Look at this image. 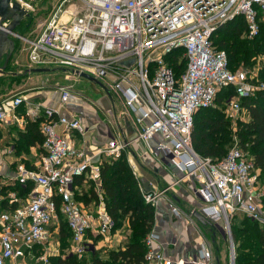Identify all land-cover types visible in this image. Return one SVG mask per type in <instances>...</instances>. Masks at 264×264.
Instances as JSON below:
<instances>
[{
    "label": "built area",
    "instance_id": "obj_1",
    "mask_svg": "<svg viewBox=\"0 0 264 264\" xmlns=\"http://www.w3.org/2000/svg\"><path fill=\"white\" fill-rule=\"evenodd\" d=\"M12 1L34 11L35 0ZM237 16L245 23L243 36L255 38L264 23V0H61L36 34L15 38L30 68L79 70L118 94L137 127L136 139L148 152L171 161L183 177L192 178L202 200L199 212L211 224L224 223L231 244L229 223L237 213L264 228V183L245 148L235 144L221 158L202 157L191 145V131L194 114L214 106L221 90H233L223 111L235 116L242 112V97L264 89V83L254 85L246 69L231 70L226 52L212 42L217 27ZM180 48L178 62L184 59L185 67L176 72L165 57ZM57 90V107L32 103L22 95L0 101V122L9 110L26 102V114L39 121L42 136V154L35 167L20 163L16 169L17 181L31 182L32 191L22 201L13 191L0 195V264H16L23 257L47 262L46 246L59 231V215L70 233L69 254L80 257L90 244L94 248L92 239L106 240L112 233L114 222L100 193L101 160H92L95 155L117 159L130 141L112 136L96 153L88 154L73 138L87 132L86 120L60 112L77 94L65 85ZM131 167L136 177L135 166ZM78 178L96 185L100 197L96 207L76 197ZM139 191L152 206L164 192L141 187ZM170 210L181 216L177 207ZM158 240L153 230L146 235L143 264H211L206 249L175 261ZM230 264H234L233 246Z\"/></svg>",
    "mask_w": 264,
    "mask_h": 264
},
{
    "label": "crops",
    "instance_id": "obj_2",
    "mask_svg": "<svg viewBox=\"0 0 264 264\" xmlns=\"http://www.w3.org/2000/svg\"><path fill=\"white\" fill-rule=\"evenodd\" d=\"M50 1L52 0H47V2ZM60 1L56 0L53 7ZM34 3L36 9L37 0ZM32 17L33 13L26 23L28 31ZM34 69L44 70L35 71ZM73 79L74 77H69L66 72L63 75L49 72L47 67L30 68L26 52L21 49V45L17 41L6 71L0 73V101L11 96L22 95L32 103L38 102L44 106L57 107L59 106L58 86H69L80 82ZM102 91L104 95L99 94L95 100L90 98L85 100L83 99L84 95H81V98L77 97L69 104L60 107L62 114H76L86 120L88 130L84 135L75 134L73 137L75 144L84 147L88 154H92L96 153V149L103 146L112 136L130 141L128 150L131 159L128 158L126 161L130 168L132 165L135 166L136 177H134L138 188L141 187L146 191L164 190L157 204L153 206L155 220L152 230L159 236L160 248L173 256L175 261L187 259L196 255L201 249H206L211 253V264H224L220 257L221 247L218 245L216 248V256L213 251L217 246L218 238H220L219 242L225 239V235L220 229V223L213 224L220 231V234L217 235L218 232L210 229L211 223L201 224L191 215L193 209L199 210L202 206V200L194 190L195 183L192 178L183 177L171 161L148 152L145 144L136 139L137 127L119 95L104 88ZM112 94L121 102L123 111H119L117 105L112 103L114 98ZM26 110L27 104L24 102L14 110H9L5 119L0 122V195L5 197L13 191L18 197V201H22L33 187L31 182H28L29 186H24L17 181L15 178L17 166L23 163L27 168H33L42 154V136L38 120L29 117ZM99 156L95 155L92 161L106 159L104 155ZM91 183L90 180L78 178L76 186L78 194L89 201L85 204L94 208L98 202L91 196V191L95 190L97 193L98 189L92 187L88 190ZM25 187H29L28 192H25ZM170 206L177 207L181 216L172 214ZM124 224V229L126 228L125 230L130 232L127 221ZM121 231L123 232V230ZM128 231L122 235L121 232L115 234L112 232L106 240L97 239L93 249L100 252L99 250L104 247L102 253L107 254L113 247L123 248L127 241ZM88 236L90 237V235ZM23 258L17 260L16 264H24L21 261ZM27 258L29 264L33 263L34 259ZM34 261L36 262V260ZM177 264L193 263L179 262Z\"/></svg>",
    "mask_w": 264,
    "mask_h": 264
},
{
    "label": "trees",
    "instance_id": "obj_3",
    "mask_svg": "<svg viewBox=\"0 0 264 264\" xmlns=\"http://www.w3.org/2000/svg\"><path fill=\"white\" fill-rule=\"evenodd\" d=\"M244 30L243 17L237 16L217 27L211 35L213 44L226 52L231 70L239 63L249 64L254 56L264 54V23L260 25L258 35L251 40L243 37ZM182 52L181 48L176 49L165 57L176 72H181L185 67L184 59L178 62ZM258 82L264 83V69L258 75ZM232 93L231 88L221 90L216 96L215 104H221L224 109L223 103ZM240 104L246 119L238 127L237 138L253 157L254 166L259 170V178L264 183V89L256 90L251 96L242 97ZM222 108H201L194 114L191 145L202 157L221 158L228 151L225 145L230 141V130ZM207 111L211 113H204ZM100 189L106 211L114 222L112 231L127 221L130 234L124 247L109 250L107 259H101L95 249H88L80 259L75 258V254H68L65 258H57L56 264H143L146 251L144 240L153 229L155 212L152 205L144 202L123 153L117 159L101 160ZM24 190L28 192L29 187ZM91 196L99 202L100 197L95 190L91 191ZM76 197L84 203L89 202L79 194ZM262 201L264 204V197ZM59 220L58 239H69L70 233L61 215ZM248 220H241L238 225L232 226L235 242L241 236L247 239L237 247L241 253L237 251L235 264H264V228L251 219ZM96 240L92 239L94 242ZM243 246L245 252H242ZM52 258L49 257V260Z\"/></svg>",
    "mask_w": 264,
    "mask_h": 264
},
{
    "label": "rangeland",
    "instance_id": "obj_4",
    "mask_svg": "<svg viewBox=\"0 0 264 264\" xmlns=\"http://www.w3.org/2000/svg\"><path fill=\"white\" fill-rule=\"evenodd\" d=\"M55 2H56V0H52L50 2H47V0H37V3H36L37 4V8L36 9H35V3H34V11L32 12L33 13V17H32V20L30 22V30L28 31V28H27L28 26L26 27L27 19H23L21 21V23L15 28V31L20 33V34H23V35L33 36L34 34H36V30H37L38 25L40 23H43L48 18V16H49V14H50V12L52 10V7L55 4ZM15 42L17 43L16 39H15ZM241 67L246 69L248 75H250L251 77H254V80H253L254 85L261 84L260 82H258V75L264 69V54H258L256 56H254L252 58V60H251V63H249V64H245L244 65L242 63H239L236 66V68L233 69V71H237ZM47 68L49 69V72H57V73H60L62 75L66 72L67 75H69V77H74V79L78 77L75 80H79L80 82L73 83V84L69 85V87L72 88V90L77 95H79V96H77L78 98H81L82 97L81 95H84L83 99H85V100H89L88 98H90L92 100H95V99L98 98L99 94L104 95L100 85H98V84H96V83H94V82H92V81H90V80H88V79H86L84 77L72 76L70 70L64 71L63 67H60V66H50V67H47ZM112 97H114L112 99V103H115L117 105V109L119 111L120 110L123 111L124 108H123L121 102L113 94H112ZM214 107L218 108L219 110H221V108H222L221 104H214ZM204 113L208 114V113H211V111H207V112H204ZM222 113L224 114V118L228 122L227 126H228V129L230 130V134L228 135L230 141L229 142L227 141V143L225 145L226 151L231 149L235 144H239L240 146H242L239 143V140L237 138V133H238L237 131H238V127L240 126V123H242L246 119V117L243 115L242 112H240L239 114H237L235 116H232V115H227L226 116V113L223 112V108H222ZM197 117H199V115ZM123 154H124L125 159H128V158L131 157L130 154H129V150L123 152ZM131 172H132V169H131ZM92 187H96L93 182L89 185L88 190L92 189ZM248 219L249 218L246 217L245 214H243V213H237L232 218H230L229 229H230V234H231V237H232V244L230 243L229 238H228V236L226 234L227 232L225 230V228H226L225 224L224 223H220L219 224L220 225V229L223 228L222 230L224 232L222 231V233H224V235H225L224 238L225 239H222L221 242H219L220 238H218V241H216V245L217 246L214 247L213 251H214V255L216 256V253H217L216 248L218 247V245H219V247H221L222 253H221L220 257L222 258L224 264H230V262L232 260V246H233V249H234V264H235L236 253H237V251L240 252V249H237V247L240 245V243H243L244 239L247 241L246 238L241 236V237H238L237 241L235 242L234 238H233V236L235 234V231L233 230L232 226L233 225H238L241 220H248ZM207 223H209V222H207ZM124 225L125 224L123 223L121 227L115 228L112 232L114 234L117 233V232H121V235H122V233L125 232V234H126L127 233L126 231H128V230H125L126 228L124 229ZM210 226H211L210 229L212 228L213 231L218 232L217 235L220 234V231L218 230L217 227H215V225L210 224ZM120 229L123 230V232ZM206 231H207V228H206ZM128 233L130 234L129 231H128ZM129 234H128V236H129ZM126 238H128V237H126ZM50 241H51L50 244H48L46 246V249L48 248V252H50V254L46 253V256L48 258L47 262H44V261L35 262L33 260V263H31V264H56L57 263V258H59V257L65 258L69 254L68 250L71 248L70 238L68 239V238L65 237V238H62L60 240V239H58V234H54L52 236V238L50 239ZM116 247H113L110 250L115 249ZM103 249H104V247H102L99 250L100 252H99L98 256L101 259H107V254L106 253H102ZM56 250H57V252H56ZM245 251L246 250H245V248L243 246L242 247V252H245ZM105 254H106V256H105ZM84 255L85 254H83L82 256H84ZM82 256H80V257H82ZM49 257H53V258L51 260H49ZM80 257L77 256L75 258H77V259L79 258L80 259ZM26 259H28V258L24 257L21 260L22 263L29 264V262Z\"/></svg>",
    "mask_w": 264,
    "mask_h": 264
},
{
    "label": "water",
    "instance_id": "obj_5",
    "mask_svg": "<svg viewBox=\"0 0 264 264\" xmlns=\"http://www.w3.org/2000/svg\"><path fill=\"white\" fill-rule=\"evenodd\" d=\"M30 17L31 13L24 10L20 6L19 2H11V0H0V73H4L6 71L8 63L15 50V38L16 36L21 35L20 33L15 31V28L21 23L23 19L28 20L30 19ZM34 70L41 71L44 69ZM71 74L74 76L84 77L105 89L100 81H98L95 77L89 75L88 73L74 69L71 71ZM191 215L201 224L207 223V219L199 212V210L193 209ZM90 247L92 249L93 244H90Z\"/></svg>",
    "mask_w": 264,
    "mask_h": 264
}]
</instances>
